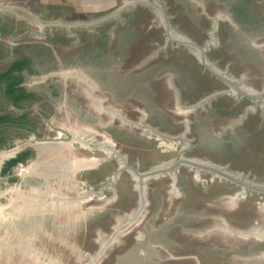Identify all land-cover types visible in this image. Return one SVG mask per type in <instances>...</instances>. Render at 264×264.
I'll return each instance as SVG.
<instances>
[{
	"label": "water",
	"instance_id": "1",
	"mask_svg": "<svg viewBox=\"0 0 264 264\" xmlns=\"http://www.w3.org/2000/svg\"><path fill=\"white\" fill-rule=\"evenodd\" d=\"M232 1L0 0L30 28L2 41L59 64L82 33L111 43L100 69L25 76L40 138L0 207V264H264V25L237 30Z\"/></svg>",
	"mask_w": 264,
	"mask_h": 264
},
{
	"label": "trees",
	"instance_id": "2",
	"mask_svg": "<svg viewBox=\"0 0 264 264\" xmlns=\"http://www.w3.org/2000/svg\"><path fill=\"white\" fill-rule=\"evenodd\" d=\"M257 2V0H233L229 2V7L231 14L235 23L239 26L237 30H244L248 28H258V26H263L264 22L256 20L251 13V8ZM264 20V16L262 18ZM126 28L124 32L116 35L115 40H117L118 46L122 48L125 44L129 42V37H131L130 31H132V26L137 23L136 14L132 11L128 12L127 19L125 20ZM258 25V26H257ZM229 32H233L228 26H224ZM5 32L3 28L0 29V35ZM79 39V51L72 56L68 55L67 51L63 52L61 59H63L62 64L58 63V59L52 54L49 45L43 44H28L21 45L15 48L13 53H21L23 56L20 59L12 61L3 70H0V100L4 105H10L13 109L21 111L18 114L5 110V107L0 103V150L4 149L6 145L9 144L10 139L6 138L5 131L14 130L19 131H30L28 127L34 126L29 119V113L26 111V104L34 103L38 99V96L42 97V93H34L27 90L23 84L25 76L27 75H38L43 72L53 71L54 68L60 66L67 67H94L100 69L104 63V58L106 60L107 53L111 47V43L108 38H105V34L100 30L99 34L96 33H82ZM133 34V33H132ZM88 37L89 40L84 38ZM92 36V39L90 37ZM57 42V41H55ZM58 43V42H57ZM227 46L229 45L226 44ZM223 45L220 49L226 47ZM115 49L114 59L117 57H122L124 50ZM4 46L0 45V63L5 60ZM66 57V59H65ZM41 70V71H40ZM180 79V78H179ZM182 79V78H181ZM38 95V96H37ZM34 130V129H32ZM30 132H33V131ZM33 156L31 151H25L18 154L15 158L10 159L4 163L1 169V176L9 174L11 168L16 164L25 163L28 158Z\"/></svg>",
	"mask_w": 264,
	"mask_h": 264
},
{
	"label": "rangeland",
	"instance_id": "3",
	"mask_svg": "<svg viewBox=\"0 0 264 264\" xmlns=\"http://www.w3.org/2000/svg\"><path fill=\"white\" fill-rule=\"evenodd\" d=\"M1 28L5 30V32L0 35V45L4 46L5 49L3 53V56H5V60L0 63V70H3L12 61L20 59L23 56V54L21 53L16 54L12 52L15 48L18 47L2 41L4 34L13 38L15 36L30 31V28L25 19L0 14V29ZM0 103H2L1 100ZM2 105L7 111L14 112L16 114L21 112L13 109L10 105L6 106L3 103ZM25 106L26 111L29 113L30 122H32L34 125L28 127V130H34H32L33 132L25 130L22 132L20 131V134L18 135L17 133H19V131H12L10 129H8V131H5L4 135L6 138L10 139V142L8 145H6L4 149L0 150V168L1 166H3L2 164L5 161H7L9 158H13L16 154H19L22 151H31L33 152V154L35 152L40 138V128L42 119L39 96L36 102L26 104ZM29 161L30 160H28L27 163L24 165L16 167V169H14L13 172L10 174L9 178L0 179V207Z\"/></svg>",
	"mask_w": 264,
	"mask_h": 264
},
{
	"label": "flooded vegetation",
	"instance_id": "4",
	"mask_svg": "<svg viewBox=\"0 0 264 264\" xmlns=\"http://www.w3.org/2000/svg\"><path fill=\"white\" fill-rule=\"evenodd\" d=\"M77 68V67H76ZM34 92V91H33ZM34 93H36V92H34ZM38 94V93H37ZM45 94V93H44ZM22 152H25V151H22ZM22 152H20V153H22ZM19 153V154H20ZM33 153V152H32ZM18 154H16L13 158H15L16 156H17ZM34 157V154H33V156H31L30 158H28L27 160H26V162L25 163H19V164H16L13 168H11V170H10V172H9V174L7 173L5 176H1V174H0V179H7V178H9V176H10V174L13 172V170L14 169H16V167H18V166H20V165H24V164H26L27 163V161L28 160H31L32 158ZM13 158H9L7 161H9L10 159H13ZM7 161H5V162H7ZM4 162V163H5ZM4 166V165H3ZM3 166H1V168H0V173H1V169L3 168Z\"/></svg>",
	"mask_w": 264,
	"mask_h": 264
},
{
	"label": "crops",
	"instance_id": "5",
	"mask_svg": "<svg viewBox=\"0 0 264 264\" xmlns=\"http://www.w3.org/2000/svg\"><path fill=\"white\" fill-rule=\"evenodd\" d=\"M5 163H6V162H5ZM2 165H4V163H3Z\"/></svg>",
	"mask_w": 264,
	"mask_h": 264
}]
</instances>
